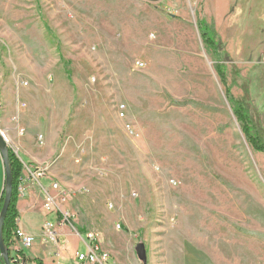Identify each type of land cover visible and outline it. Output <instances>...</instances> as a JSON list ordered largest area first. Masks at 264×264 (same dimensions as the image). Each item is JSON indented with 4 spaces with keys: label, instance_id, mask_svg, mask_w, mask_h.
I'll use <instances>...</instances> for the list:
<instances>
[{
    "label": "rangeland",
    "instance_id": "obj_1",
    "mask_svg": "<svg viewBox=\"0 0 264 264\" xmlns=\"http://www.w3.org/2000/svg\"><path fill=\"white\" fill-rule=\"evenodd\" d=\"M201 20L264 128V0H0V120L21 110L23 135L56 150L62 183L49 177L77 223L120 249L144 244L146 264L164 252L182 264L186 250L188 264L240 252L264 264V155L232 113Z\"/></svg>",
    "mask_w": 264,
    "mask_h": 264
},
{
    "label": "crops",
    "instance_id": "obj_2",
    "mask_svg": "<svg viewBox=\"0 0 264 264\" xmlns=\"http://www.w3.org/2000/svg\"><path fill=\"white\" fill-rule=\"evenodd\" d=\"M9 112L11 113V109H9ZM21 113V110H19L16 115V121L18 120V122H14L13 117L0 120V131L6 136L10 148L27 159L28 163L25 162V165L30 167L50 166V163L53 164L54 162L56 150H54L52 155L48 156H44L42 151H38L39 143L36 141L37 143L35 144V139L24 136L25 128L19 121ZM20 127L24 128L21 132L18 131ZM54 165H52L53 171H49L47 178L42 183L36 184L26 181L19 191L17 226L25 234L34 237L32 247L25 251L27 258L36 264H76V253H87L88 247L93 244L97 245L98 253H107L109 255L108 264H139L134 252L136 248L135 240L127 241V249H120L115 240H108L104 235H96L95 242H92L88 239V235L92 233L87 231V227H84L83 223H77V219L72 223L62 224L61 215L56 216L55 214L47 213L44 207L46 203L44 194L49 192L56 196L51 184L58 183L49 177L50 175L56 179V175L53 174ZM56 180L59 181L60 179ZM4 182L5 171L0 155V201L3 196ZM59 182L62 183V181ZM42 198L44 199V204L41 202ZM45 223L52 225L51 230L56 233L59 239L58 244L44 237L43 227ZM123 224L129 233L142 231L145 228L142 223H134L130 217H126ZM169 256L171 257L168 258L165 252L162 253L157 264H180L176 253H171ZM181 256L184 259H182L181 263L188 264L189 253L187 250L182 252ZM198 260L199 264L201 259ZM234 264H243L242 252L235 254Z\"/></svg>",
    "mask_w": 264,
    "mask_h": 264
},
{
    "label": "trees",
    "instance_id": "obj_3",
    "mask_svg": "<svg viewBox=\"0 0 264 264\" xmlns=\"http://www.w3.org/2000/svg\"><path fill=\"white\" fill-rule=\"evenodd\" d=\"M197 26L204 45L208 49H210L216 59L215 70L222 85L225 88L226 99L230 105L237 123L240 125L241 131L245 136L247 143L255 152L264 155L263 123L255 115L251 114L249 108L244 102L236 100L232 93V85L237 83V78L240 75V70L237 68L227 52H225L223 55L225 44L220 39L215 26L213 24H208L205 20L198 21ZM240 55H244L242 51L240 52ZM61 61L65 65L62 57ZM228 65H231L234 77L232 84H229ZM66 73L68 76H70V71L67 68ZM175 102L177 103V101ZM189 103L190 101H184L180 104L186 105ZM9 158L12 166L13 191L10 207L3 226V239L5 245L9 249V258L11 261H13L15 254L17 253L13 250V245L15 232L17 230V221L19 218L17 210L19 200V186L23 174V166L25 163L12 149H9ZM4 199L5 195L2 196L0 201V212L3 207ZM27 262L28 260H26V263ZM0 264H3L1 255Z\"/></svg>",
    "mask_w": 264,
    "mask_h": 264
},
{
    "label": "built area",
    "instance_id": "obj_4",
    "mask_svg": "<svg viewBox=\"0 0 264 264\" xmlns=\"http://www.w3.org/2000/svg\"><path fill=\"white\" fill-rule=\"evenodd\" d=\"M39 145H43L44 140L43 137H39L38 139ZM49 169L46 167L36 168L24 165L23 167V174L19 186V191L21 190L22 185L24 182L29 181L33 183L40 184L42 179H45L48 176ZM51 188L55 191L56 196H53L49 192H45V200L46 203L44 205L48 214H55L56 216L61 215V222L62 224L72 223L75 221V215L67 210L64 203H66L70 197L68 191L64 190L58 183H52ZM18 224V222H17ZM52 225L49 223H45L43 227L44 237L46 239H50L55 243H59V239L55 232L51 230ZM120 229V225L117 227ZM88 239L92 242H95L96 236L93 234L88 235ZM34 243V237L25 234L20 228L17 226V230L14 236V245L13 250L17 252L13 259L12 264H36L30 261L25 251L30 249ZM26 260L28 262L26 263ZM76 264H108L109 262V255L107 253H98L97 245H90L88 247V251L86 254L76 253L75 255Z\"/></svg>",
    "mask_w": 264,
    "mask_h": 264
},
{
    "label": "water",
    "instance_id": "obj_5",
    "mask_svg": "<svg viewBox=\"0 0 264 264\" xmlns=\"http://www.w3.org/2000/svg\"><path fill=\"white\" fill-rule=\"evenodd\" d=\"M9 149L10 146L8 141L5 139L3 133L0 131V155L2 157L4 171H5V182H4V190L3 195H5L4 203L2 210L0 212V255L3 259V264H12L9 258V249L4 243L3 239V226L4 222L10 207L12 191H13V176H12V166L9 158ZM138 259L146 264V249L144 244H138L135 248Z\"/></svg>",
    "mask_w": 264,
    "mask_h": 264
},
{
    "label": "bare ground",
    "instance_id": "obj_6",
    "mask_svg": "<svg viewBox=\"0 0 264 264\" xmlns=\"http://www.w3.org/2000/svg\"><path fill=\"white\" fill-rule=\"evenodd\" d=\"M4 135V134H3ZM5 139H6V136L4 135ZM7 140V139H6Z\"/></svg>",
    "mask_w": 264,
    "mask_h": 264
}]
</instances>
